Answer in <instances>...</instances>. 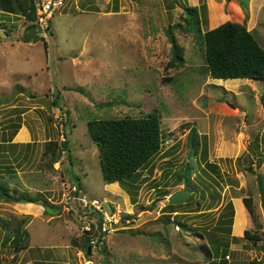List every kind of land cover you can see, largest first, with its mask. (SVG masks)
Wrapping results in <instances>:
<instances>
[{
	"label": "rangeland",
	"instance_id": "1",
	"mask_svg": "<svg viewBox=\"0 0 264 264\" xmlns=\"http://www.w3.org/2000/svg\"><path fill=\"white\" fill-rule=\"evenodd\" d=\"M186 5L199 8L203 33L245 23L264 47V0H66L35 32L21 13L0 10V175L46 199L43 216H59L47 239L34 234L46 218L28 227L35 245L56 244L37 264L47 255L51 264H264V79L213 78L203 39L182 27L173 33L183 60H174L168 28L184 22ZM153 111L161 150L126 183L105 182L88 120ZM184 169L191 186L178 177ZM70 183L116 214L105 250L82 248L81 222L62 202ZM185 188L186 202L164 211ZM23 216L0 198L3 256L26 231Z\"/></svg>",
	"mask_w": 264,
	"mask_h": 264
},
{
	"label": "trees",
	"instance_id": "2",
	"mask_svg": "<svg viewBox=\"0 0 264 264\" xmlns=\"http://www.w3.org/2000/svg\"><path fill=\"white\" fill-rule=\"evenodd\" d=\"M0 10L8 13H21L30 21L27 29H34L35 32L36 25L33 21L36 19V6L34 0H0ZM184 12V22L169 25L168 28L175 53L174 60H183V47L178 44L173 33L174 29L182 27L203 39L207 69L213 78L240 79L241 81L264 79V47L245 23L226 21L203 33L199 8L186 5ZM261 102L264 106V92ZM54 103H56L55 100ZM87 130L98 146L102 176L107 183H126L161 150L163 143L161 116L156 111L140 117L93 118L88 120ZM191 132L194 134L196 130L192 129ZM192 142L195 147L198 145L195 134ZM68 143V139L61 142L58 146V153H61L62 149H68ZM188 170L178 172V177L191 186L192 178ZM248 170L252 173L256 172L252 165L248 166ZM257 175L262 182V175ZM0 198L13 203H38L44 205L47 212L50 209L48 201L41 195L11 190L9 185L4 183L1 175ZM244 201L248 209L253 212L251 199L244 198ZM178 206L168 203L164 211H175L174 208ZM29 220L30 216H26L22 223H27ZM19 229L17 230L18 238L13 243L20 242L24 236L28 235L27 231L23 232ZM246 236L260 239L250 232H246ZM81 246L88 255H92V251L88 253L89 236L87 234ZM2 247L0 243V264H2ZM101 249L105 250L103 247Z\"/></svg>",
	"mask_w": 264,
	"mask_h": 264
},
{
	"label": "built area",
	"instance_id": "3",
	"mask_svg": "<svg viewBox=\"0 0 264 264\" xmlns=\"http://www.w3.org/2000/svg\"><path fill=\"white\" fill-rule=\"evenodd\" d=\"M34 2L36 6L34 23L39 31H45L49 26L50 18L66 0H34ZM62 202L66 210L76 213L82 225V232L89 236L92 252L104 247L107 234L114 231L118 225L116 214L108 212L98 199L90 200L86 190L78 183H70L65 187ZM93 212L98 216H90Z\"/></svg>",
	"mask_w": 264,
	"mask_h": 264
},
{
	"label": "crops",
	"instance_id": "4",
	"mask_svg": "<svg viewBox=\"0 0 264 264\" xmlns=\"http://www.w3.org/2000/svg\"><path fill=\"white\" fill-rule=\"evenodd\" d=\"M14 204H16V208L20 211V214L25 215L23 217L30 216V220L27 222V224H25L24 227L28 235L22 239V241L24 240L23 241V243H25L24 245H20L21 244L20 242L14 243V249L12 252H10L9 256L6 255L3 256V250H2V264H37L38 262L44 261L46 259V255H45L46 253L44 254V250L51 249L56 244H53L52 242L50 243L47 242V243H40L39 245H35L33 242V232L28 231V227L31 223L34 222V220L41 218L44 221V218H46L44 231L39 232L38 230H36L34 234L40 236L41 238L39 239L42 238L47 239V236H49L48 234L49 232L51 233L55 232L54 230L56 228V225H53V222L59 216H43L46 211V208L44 205L38 203L18 202ZM11 240L14 239L11 238ZM47 256H48V260L46 261L50 262L49 264L53 263L52 260H50L49 255ZM5 257H8L7 261L4 260ZM65 263L69 264L70 261H66Z\"/></svg>",
	"mask_w": 264,
	"mask_h": 264
},
{
	"label": "water",
	"instance_id": "5",
	"mask_svg": "<svg viewBox=\"0 0 264 264\" xmlns=\"http://www.w3.org/2000/svg\"><path fill=\"white\" fill-rule=\"evenodd\" d=\"M190 193H191V190L189 188H185L183 190H178V191L170 194V196L168 197V202H169V204H183L186 202L187 197L190 195ZM91 251H92L91 246H88V253L90 254Z\"/></svg>",
	"mask_w": 264,
	"mask_h": 264
}]
</instances>
